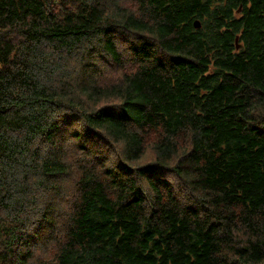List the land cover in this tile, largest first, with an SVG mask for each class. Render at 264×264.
Instances as JSON below:
<instances>
[{
	"label": "trees",
	"instance_id": "obj_1",
	"mask_svg": "<svg viewBox=\"0 0 264 264\" xmlns=\"http://www.w3.org/2000/svg\"><path fill=\"white\" fill-rule=\"evenodd\" d=\"M135 2L0 0V264H264V0Z\"/></svg>",
	"mask_w": 264,
	"mask_h": 264
},
{
	"label": "rangeland",
	"instance_id": "obj_2",
	"mask_svg": "<svg viewBox=\"0 0 264 264\" xmlns=\"http://www.w3.org/2000/svg\"><path fill=\"white\" fill-rule=\"evenodd\" d=\"M121 1H120V4L123 3V5L127 6L129 10H131V11H135L136 10V7H137V3L135 2L136 0H128V1L127 0H121ZM103 2L106 5H108L110 3V0H103ZM145 140H146V142H145V152H144V156L142 158V162L143 163L152 162L153 159L155 158V154H154V151L152 149V145L156 141L155 134L154 133H152V134L148 133L146 138H145ZM170 180L173 181L172 179H170ZM181 185H182V182L177 180L175 186L176 187H180Z\"/></svg>",
	"mask_w": 264,
	"mask_h": 264
},
{
	"label": "water",
	"instance_id": "obj_3",
	"mask_svg": "<svg viewBox=\"0 0 264 264\" xmlns=\"http://www.w3.org/2000/svg\"><path fill=\"white\" fill-rule=\"evenodd\" d=\"M194 25H195V28H199V23L198 22H196Z\"/></svg>",
	"mask_w": 264,
	"mask_h": 264
},
{
	"label": "bare ground",
	"instance_id": "obj_4",
	"mask_svg": "<svg viewBox=\"0 0 264 264\" xmlns=\"http://www.w3.org/2000/svg\"><path fill=\"white\" fill-rule=\"evenodd\" d=\"M121 1V0H120ZM128 1V0H127ZM122 2V1H121ZM124 2V1H123ZM126 2V1H125ZM123 4V3H122ZM199 27H200V25H199ZM107 188V187H106ZM111 190V189H110ZM107 191V190H106Z\"/></svg>",
	"mask_w": 264,
	"mask_h": 264
}]
</instances>
